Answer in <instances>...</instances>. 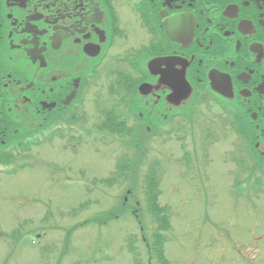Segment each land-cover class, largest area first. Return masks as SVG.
I'll return each instance as SVG.
<instances>
[{"label": "flooded vegetation", "instance_id": "obj_1", "mask_svg": "<svg viewBox=\"0 0 264 264\" xmlns=\"http://www.w3.org/2000/svg\"><path fill=\"white\" fill-rule=\"evenodd\" d=\"M182 76L192 92L176 106ZM101 91L123 92L144 137L221 120L262 167L264 0H0V157L28 129L77 121Z\"/></svg>", "mask_w": 264, "mask_h": 264}, {"label": "rangeland", "instance_id": "obj_2", "mask_svg": "<svg viewBox=\"0 0 264 264\" xmlns=\"http://www.w3.org/2000/svg\"><path fill=\"white\" fill-rule=\"evenodd\" d=\"M107 95L108 91H101L102 99ZM212 129L223 140L211 147L210 163H203L207 174L203 180L196 174L182 173V166L192 173L189 159L184 163L180 153L187 139L151 142L148 136L141 138L137 133L140 146L136 151L131 145L128 150L115 142V159L128 154L126 159L132 166H140L142 155L148 165L158 161L159 204L171 212L164 255L169 264H264V198L243 187L231 191V178L232 185L237 179L233 166H229L231 178L227 174L223 155L232 137L228 131L224 135L220 126ZM38 152L39 163L19 168L11 177L0 176V264H52L50 251L60 264L76 260L78 264H133L128 237L137 233L135 219L142 221L149 242L156 231L140 187V167L134 171L133 182L125 177L107 187L106 181L112 178L105 177L112 175L113 164L102 144L84 142L75 153L68 150L62 158L49 159V148ZM198 152L200 155L199 148ZM50 161L66 172L52 174L44 166ZM199 161L196 157V166ZM130 184H135L134 189H128ZM134 207L131 213L129 209ZM46 212L50 216L47 235L32 244L36 236L31 230L37 222L29 220L23 225L22 220L32 213L31 220L36 221ZM64 239L68 248L62 256ZM49 243L54 246L49 248ZM144 248L135 250L142 262L150 258L151 264H160L152 251L146 257Z\"/></svg>", "mask_w": 264, "mask_h": 264}, {"label": "trees", "instance_id": "obj_3", "mask_svg": "<svg viewBox=\"0 0 264 264\" xmlns=\"http://www.w3.org/2000/svg\"><path fill=\"white\" fill-rule=\"evenodd\" d=\"M20 152V151H18ZM4 155L9 158V154L4 153ZM9 161V160H6ZM8 163V162H6ZM3 163V164H6ZM253 178L247 180L246 182L242 183L245 186V191H249L252 189H256L258 187H260V185H262L263 183H261L259 180H254L252 181ZM159 184L160 181L158 178L154 177V176H149L148 178L146 177L145 179V192H146V202H147V208L150 210V213L157 218V222H158V229L159 231L161 230V232H159L158 230H156L153 234H152V246H153V250H154V255H156L157 257V261L160 264H169L168 260L165 259L164 256V250L163 248V244L162 242L164 241L163 238H165L164 233H166L169 230V220H168V212L166 208L161 207L158 204V198L160 195V191H159ZM168 233L169 231L166 233L167 237H168ZM168 239V238H167ZM148 243V242H146ZM132 243H130V252H132L134 260L133 264H142V260L140 258V254L135 252L136 249L132 248ZM145 247V246H144ZM148 249L151 250V247L148 246ZM145 251L146 257L148 255V251L146 250V248L143 249ZM149 250V251H150ZM150 253V252H149ZM150 262V260H149Z\"/></svg>", "mask_w": 264, "mask_h": 264}, {"label": "bare ground", "instance_id": "obj_4", "mask_svg": "<svg viewBox=\"0 0 264 264\" xmlns=\"http://www.w3.org/2000/svg\"><path fill=\"white\" fill-rule=\"evenodd\" d=\"M153 74H155V73L153 72ZM141 93H144V91H142ZM186 100L189 101L190 100V96L187 95V94H183V95H181L180 98H178V99L175 100L174 105L179 106V105H181V103H183V102L185 103ZM181 106H184V105H181Z\"/></svg>", "mask_w": 264, "mask_h": 264}]
</instances>
